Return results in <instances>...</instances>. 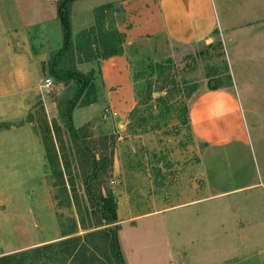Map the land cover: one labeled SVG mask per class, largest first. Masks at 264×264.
Returning a JSON list of instances; mask_svg holds the SVG:
<instances>
[{
	"label": "rangeland",
	"instance_id": "1",
	"mask_svg": "<svg viewBox=\"0 0 264 264\" xmlns=\"http://www.w3.org/2000/svg\"><path fill=\"white\" fill-rule=\"evenodd\" d=\"M58 1L0 0V254L83 236L95 222L92 212L101 214L87 199L77 150L58 114L71 85L57 83L47 69L53 52L62 46ZM210 1L221 19L237 22L245 13L250 16V7L264 2ZM157 3L74 0L69 6L75 46L82 57L93 52L99 57L75 64L83 73L94 69L97 100L72 112L73 126L81 130L86 148L96 156L103 154L97 184L103 194L111 190L116 198L117 223V199L125 197L121 214L143 215L138 223L148 221L158 231L153 238L161 241L169 227L166 215L184 218L192 207L182 204L200 199L199 221L185 224L204 231L195 237L202 252L198 256L214 250H264V40L253 37V45L246 46L244 35L231 46L216 30L209 42L184 45L165 40L167 51L158 55L161 38L134 40L128 32L141 25L138 6L155 8ZM130 5L135 11L128 12ZM11 31L18 35L15 49L31 57V66L24 67L27 78L16 88L5 84ZM118 48V55L127 56L132 81L127 100L124 83L111 90L102 81V58ZM47 78L52 82L49 88L43 85ZM216 83L235 96L227 109L231 113L238 108L242 127L226 144L205 145L190 129L188 107L194 96ZM49 135L60 176L44 149ZM124 228L123 243L129 245L127 224ZM145 252L159 256L163 248L151 244ZM258 256L246 263L264 264V252Z\"/></svg>",
	"mask_w": 264,
	"mask_h": 264
},
{
	"label": "crops",
	"instance_id": "2",
	"mask_svg": "<svg viewBox=\"0 0 264 264\" xmlns=\"http://www.w3.org/2000/svg\"><path fill=\"white\" fill-rule=\"evenodd\" d=\"M128 9H131L128 12H133L136 8L130 5ZM249 11H251L250 16L245 13L244 18L237 22L227 16H223L221 19L220 10L218 11L215 3L214 5L211 4L210 0H158L155 8L149 7L147 9L138 6L140 16L136 18L139 19L141 25L130 29L128 32L134 34V40L140 38V40L146 39L147 41L152 38V40L156 39L157 41L158 38H161L163 44L158 50V55L161 54L162 56L167 51L165 40L184 45L202 41L209 42L213 39L212 36L215 30H218L220 35L225 38V42L233 45L235 44V38L238 40L245 35L248 39L243 44L246 43V46L249 44L251 46L254 39L263 38L264 40V2L261 6L250 7ZM254 21L258 22L254 23ZM254 24L258 25L255 26ZM254 29L258 30L257 34L253 31ZM16 36H18L17 32L11 31L10 37L13 44H11V47L9 46L10 52L5 58L7 69L9 68L8 82H5V84L11 88L19 87L21 81L27 78L28 74L25 72L24 67L30 64L31 59L28 53H20L15 49L14 39ZM260 42L261 45L264 44V41ZM155 44L153 43V45ZM232 44L231 46H233ZM16 67L26 73V76L17 72ZM101 72L105 86L112 87L111 90H113L115 87L120 86L119 84L124 83L123 86L126 87L125 100L131 98L129 91L132 88V81L126 55H116L102 61ZM106 95L104 93V98ZM233 97L235 96L227 88L207 89L194 96L188 107V119L190 129L199 142L205 145H223L236 138L242 123L241 116L238 114L239 110L237 111L238 108H232V114L229 107L227 109L228 104L233 103ZM104 98L100 100L105 102ZM117 103L118 105L121 103L120 97H118ZM117 200L120 215L118 216L120 227L118 239L125 264H247V260L255 256L259 258L258 254L264 252V250L244 253H232L230 251L224 254V251L214 250L204 257L198 256L202 252H198L197 245L199 243L196 244L195 237L200 238L204 231L201 228H190L185 224L188 220L190 222L199 221L201 207L198 201L200 199L182 204L188 205L186 207H192L189 210L190 214H186L184 218L180 214L166 215L169 227L165 229L162 241L158 240L159 238H153V234L158 233V231L154 229V226L148 224V221L138 223L143 215L125 216L124 213L121 214V207L126 204V198L118 197ZM126 224L128 226L129 245L125 243L126 241L123 243L124 226ZM149 230L150 232H148ZM143 232H148L144 235L146 239L140 240L138 236L143 235ZM151 244L161 245L163 254L159 256L153 255L151 252L147 254L145 248ZM125 246L127 247L125 248ZM138 246L140 248H137ZM194 247L196 252H192Z\"/></svg>",
	"mask_w": 264,
	"mask_h": 264
},
{
	"label": "trees",
	"instance_id": "3",
	"mask_svg": "<svg viewBox=\"0 0 264 264\" xmlns=\"http://www.w3.org/2000/svg\"><path fill=\"white\" fill-rule=\"evenodd\" d=\"M73 1L59 0L56 4V17L62 31V46L53 52L47 69L54 81L64 86L71 85L69 89L71 93L66 95V98L58 105V114L69 132L74 148L77 150L87 199L90 205L101 214L97 216L96 212H92L95 222L83 236H65L67 238L55 243L1 255L0 264H25L26 261H30L32 264H125L118 239L119 225L116 216V198L111 190L103 194L101 187L97 184L101 176L99 170L103 171V166H101L103 154L96 156L89 148H86V143L79 136L81 130L75 129L72 122V112L75 108L90 106L97 100L94 69L88 73H83L76 69L75 64L89 63L99 59L94 52L91 55L85 53V56L82 57L81 48L74 44L69 12V6ZM81 34V36H85L83 32ZM120 51L118 48L102 59L116 56L120 54ZM160 67L163 65H156V68ZM216 89H220L217 83L208 90ZM57 131H59V127L56 128ZM49 137V142L48 144L46 142L44 149L48 162L54 164L53 166L56 167L58 176H60L62 173L59 170L54 143L50 135ZM104 225L107 227L103 228Z\"/></svg>",
	"mask_w": 264,
	"mask_h": 264
},
{
	"label": "built area",
	"instance_id": "4",
	"mask_svg": "<svg viewBox=\"0 0 264 264\" xmlns=\"http://www.w3.org/2000/svg\"><path fill=\"white\" fill-rule=\"evenodd\" d=\"M52 84V82H51V79L50 78H47V79H45V81H44V87L45 88H49V86Z\"/></svg>",
	"mask_w": 264,
	"mask_h": 264
}]
</instances>
